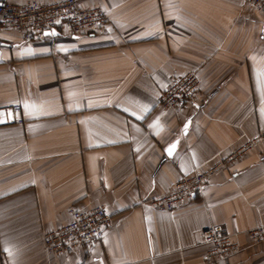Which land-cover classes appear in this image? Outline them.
Segmentation results:
<instances>
[{
  "label": "crops",
  "instance_id": "obj_1",
  "mask_svg": "<svg viewBox=\"0 0 264 264\" xmlns=\"http://www.w3.org/2000/svg\"><path fill=\"white\" fill-rule=\"evenodd\" d=\"M81 4L104 9L108 26L29 41L0 31V108L18 103L25 119L0 125V264H205L211 225L243 246L217 264H264V243L248 233L264 223V139L183 206L147 202L264 135V10L247 0ZM190 70L197 101L159 106ZM71 205H103L112 224L93 246L48 256L43 232L66 224Z\"/></svg>",
  "mask_w": 264,
  "mask_h": 264
},
{
  "label": "built area",
  "instance_id": "obj_2",
  "mask_svg": "<svg viewBox=\"0 0 264 264\" xmlns=\"http://www.w3.org/2000/svg\"><path fill=\"white\" fill-rule=\"evenodd\" d=\"M247 4L257 10H264V0H247ZM110 21V16L104 9L98 6H83L81 0H32L25 3L0 0V31L16 30L21 33L24 41L40 36L46 31L56 30L57 27H66L75 35H92L105 29ZM200 84L197 71L190 70L174 79L169 87L161 90L158 105L164 109L178 111L187 104L195 103L200 94ZM21 109L18 103L0 108V125L23 124L25 119L21 116ZM263 139L264 135L245 141L213 166L180 179L171 190L156 195L147 202L163 211L183 206L206 186L212 175L228 168ZM68 212L71 218L66 224L43 232L44 249L48 256L89 248L102 239L105 230L112 224V215L103 205L91 209H80L71 205ZM248 233L254 244L264 243V223L251 228ZM201 238L207 245L203 256L205 264L225 262L243 249L234 239L233 233L220 225L202 229Z\"/></svg>",
  "mask_w": 264,
  "mask_h": 264
},
{
  "label": "water",
  "instance_id": "obj_3",
  "mask_svg": "<svg viewBox=\"0 0 264 264\" xmlns=\"http://www.w3.org/2000/svg\"><path fill=\"white\" fill-rule=\"evenodd\" d=\"M45 33H46V34H53V33L56 34L57 31H56V30H50V31H46ZM175 144H176V143H175ZM175 144H174V145H175Z\"/></svg>",
  "mask_w": 264,
  "mask_h": 264
},
{
  "label": "snow or ice",
  "instance_id": "obj_4",
  "mask_svg": "<svg viewBox=\"0 0 264 264\" xmlns=\"http://www.w3.org/2000/svg\"><path fill=\"white\" fill-rule=\"evenodd\" d=\"M53 34H55V33H53ZM174 147H175V145L172 146V148H174ZM172 148H169L168 151L171 152L172 151Z\"/></svg>",
  "mask_w": 264,
  "mask_h": 264
}]
</instances>
